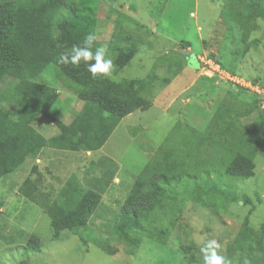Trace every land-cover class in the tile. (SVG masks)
Wrapping results in <instances>:
<instances>
[{
    "label": "rangeland",
    "instance_id": "obj_1",
    "mask_svg": "<svg viewBox=\"0 0 264 264\" xmlns=\"http://www.w3.org/2000/svg\"><path fill=\"white\" fill-rule=\"evenodd\" d=\"M97 1L98 47L107 44L115 58L136 52L117 72V82L142 80L150 72L157 77L141 93L150 107L123 118L100 151L45 148L36 160L11 164L19 165L0 179V264H202L197 243L202 235L218 240L232 264H243L245 258L264 264L262 250L241 246L244 234L254 233V241L260 237L264 221V139L252 160L253 177L237 179L225 173L236 137L223 138L229 131L239 141L256 118H264V0ZM197 55L201 77L196 82ZM209 77L218 80L217 94L212 80H203ZM38 82L57 91L49 113L69 124L81 108L76 87L54 65ZM201 83L206 84L203 92L198 91ZM12 85L11 78L4 79L0 92ZM220 107L227 113L223 120ZM33 127L46 138L57 133L45 118ZM170 153L185 164L177 172L182 179L172 184L162 216L158 208L153 222L142 223L143 238L128 245L115 228L119 209L142 169L164 165ZM105 157L113 162L104 163ZM109 168L115 174L100 194L103 207L90 220L86 243L67 231L53 241L48 217L19 190L30 178L51 202L69 177L86 188ZM31 236L38 241L37 251L26 247ZM93 240H101L102 249Z\"/></svg>",
    "mask_w": 264,
    "mask_h": 264
},
{
    "label": "trees",
    "instance_id": "obj_2",
    "mask_svg": "<svg viewBox=\"0 0 264 264\" xmlns=\"http://www.w3.org/2000/svg\"><path fill=\"white\" fill-rule=\"evenodd\" d=\"M97 3V0H0V83L6 78L13 80L9 91L0 92V103L6 104V107L0 104V179L14 173L19 164L13 168L11 164L17 159L36 160L45 148L73 152L99 151L123 118L150 107V102L141 93L153 87L156 76L151 72L142 80L112 82L92 79L83 62L79 68L58 62L62 51L70 49L74 43H80L89 31H95ZM95 46L98 47V44ZM135 54L133 50L118 53L115 58L117 72ZM49 65H54L56 71L76 87L74 91L81 108L69 124L50 115L49 111L58 100V93L53 87L38 82L39 76ZM162 82H169V79ZM223 109L220 107L218 110L222 120L227 115ZM40 118L55 126L57 133L51 138L44 137L33 127V123ZM255 120L250 130L241 134L239 141L237 134L229 131L223 134L225 140L236 137L237 142L225 167L227 176L237 179L253 177L252 160L264 139V118L260 116ZM231 125L234 129L238 127L235 123ZM171 156H174L173 153L164 156V165L160 167L154 165L142 169L134 178L129 194L119 209L115 228L120 240L128 245L143 238L146 231L142 223L147 221L149 224L158 208L162 216V205L167 203L172 184L182 179L177 172L185 164L178 163L179 160L176 162ZM102 161L113 162L106 157ZM103 172L106 179H96L86 188L80 185L76 177H69L51 202H48L47 195L38 192L36 182L30 178L21 184L19 190L48 217L53 241L59 239L62 231H67L86 243L84 238L92 234L90 220L103 207L100 194L109 186L115 174L110 168ZM187 179L186 183L190 182ZM259 232L260 237L256 241V237L253 239L254 233L244 234L242 249L256 247L264 252V221ZM32 238H29L26 247L37 251L38 241L33 242ZM93 242L98 249H102L101 240Z\"/></svg>",
    "mask_w": 264,
    "mask_h": 264
},
{
    "label": "clouds",
    "instance_id": "obj_3",
    "mask_svg": "<svg viewBox=\"0 0 264 264\" xmlns=\"http://www.w3.org/2000/svg\"><path fill=\"white\" fill-rule=\"evenodd\" d=\"M98 36L95 31H89L80 43L72 44L70 49L59 54V63L79 68L81 62L86 66L91 78L117 82V65L115 57L107 44L96 47ZM202 264H232V260L223 255L224 247L216 239L200 236L197 241ZM243 264H250L245 258Z\"/></svg>",
    "mask_w": 264,
    "mask_h": 264
},
{
    "label": "crops",
    "instance_id": "obj_4",
    "mask_svg": "<svg viewBox=\"0 0 264 264\" xmlns=\"http://www.w3.org/2000/svg\"><path fill=\"white\" fill-rule=\"evenodd\" d=\"M188 50H189V49H187V51H188ZM198 56H199V55L196 56V61H197V67H196V71H195V73H196V76H195V80H196V82L198 81L199 77H201L200 74L197 73V71L200 70V67H199L198 63L201 62V61H199L200 58H199ZM185 66H186V65H185ZM185 66L180 67V69L178 70V72H180V71L183 69V67L185 68ZM213 77H214V76H213ZM214 79H216V78H211V77H209L208 79H204V78H203V80L205 81V83H207L206 80H212V85H213L214 92H215V94H217V93L219 92L220 89H218L216 85H218L219 83L216 84V83L218 82V80H214ZM204 86H206V84L201 83V85H200V89H199L198 91L201 90V91L203 92L202 89H203ZM217 99H218V98H217ZM106 142H107V141H106ZM100 150H101V149H100ZM100 150H99V151H100ZM96 152H97V151H96ZM105 190H106V189H105Z\"/></svg>",
    "mask_w": 264,
    "mask_h": 264
},
{
    "label": "built area",
    "instance_id": "obj_5",
    "mask_svg": "<svg viewBox=\"0 0 264 264\" xmlns=\"http://www.w3.org/2000/svg\"><path fill=\"white\" fill-rule=\"evenodd\" d=\"M209 64H210V63H209ZM209 64H208V65H209ZM215 75H216V74H215ZM230 77H231V76L228 75V80H229V81H234V80H231ZM235 82H238V81H235ZM238 83H239V82H238Z\"/></svg>",
    "mask_w": 264,
    "mask_h": 264
}]
</instances>
